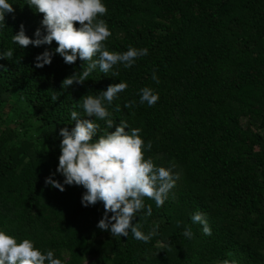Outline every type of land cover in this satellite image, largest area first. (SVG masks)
<instances>
[{
    "label": "trees",
    "instance_id": "1",
    "mask_svg": "<svg viewBox=\"0 0 264 264\" xmlns=\"http://www.w3.org/2000/svg\"><path fill=\"white\" fill-rule=\"evenodd\" d=\"M8 2L15 12L0 28V53L13 51L0 59V231L53 251L62 264H264V0H102L107 50L148 54L108 74L97 66L68 89L62 81L85 62L69 65L56 53L51 65L35 67L58 44L14 43L21 24L33 39L44 32V14L28 0ZM120 82L128 87L108 106L115 125L97 120L100 134L126 121V131L141 129L145 159L179 174L165 204L145 198L143 212L151 205L152 215L133 221L145 234L156 230L147 243L100 230L103 202L84 207L83 186L45 184L53 173L63 183L60 130L75 126L73 110L85 116L82 97ZM145 87L159 94L154 106L140 103ZM197 211L211 235L192 222Z\"/></svg>",
    "mask_w": 264,
    "mask_h": 264
},
{
    "label": "clouds",
    "instance_id": "2",
    "mask_svg": "<svg viewBox=\"0 0 264 264\" xmlns=\"http://www.w3.org/2000/svg\"><path fill=\"white\" fill-rule=\"evenodd\" d=\"M27 3L36 12L44 14L42 26L45 31L37 29L36 38L33 39L26 35L21 24L20 31L12 37L13 42L22 48L51 45L53 41L58 44L54 52L45 50L37 55L35 67L51 65L56 53L69 65L75 64L77 59L87 63L86 68L83 64L80 74L76 72L62 81L63 89L83 84L97 66L102 73L108 74L120 64L131 68L137 59L148 54L147 48L129 47L123 53L107 50L105 41L112 33L106 22L98 19V16L108 11L102 0H28ZM14 12L13 4L8 0H0V28L7 26L6 14ZM77 23L79 28L76 27ZM12 57L11 49L0 53V59L11 60ZM0 68L7 70L2 64ZM152 78L159 83L155 73ZM127 87L126 83L120 82L109 85L98 95L87 94L82 97L81 106L85 116L82 118L73 110L71 118L75 126L71 130L67 127L60 130L63 139L56 172L64 177L63 183L54 179L53 173L45 179V184L61 192L66 190L65 185L83 186L86 189L81 200L84 207L103 202V217L97 224L100 230L110 232L112 237H128L131 233L135 239L147 243L156 230L145 234L140 230V224H133V221L145 209V198L153 199L157 207L165 204L179 174H173L172 169L156 167L151 159L146 160L142 150L145 142L140 136L141 129L126 131L129 128L126 121L116 125L115 131L100 134L101 126L96 121H105L108 129L114 127L115 122L111 119L112 112L108 106ZM56 99L54 95L52 100ZM159 99V94L153 89H141V104L147 103L151 107ZM134 103L132 101L125 106L131 108ZM92 117L95 119H90ZM151 147L152 142L149 141L147 148L151 150ZM143 214L152 215L151 205L147 206ZM191 219L193 223L203 225L205 235H211L208 221L201 212L197 211ZM182 235L191 238L193 233L190 228H186ZM0 264H62V261L55 258L51 250L42 253L32 241L24 239L18 243L15 238L0 231ZM223 264L229 262L224 261Z\"/></svg>",
    "mask_w": 264,
    "mask_h": 264
}]
</instances>
